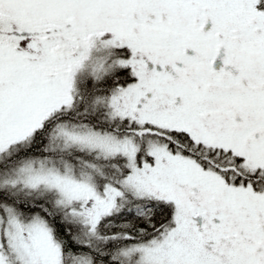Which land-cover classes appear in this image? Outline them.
<instances>
[{"label":"snow or ice","instance_id":"obj_1","mask_svg":"<svg viewBox=\"0 0 264 264\" xmlns=\"http://www.w3.org/2000/svg\"><path fill=\"white\" fill-rule=\"evenodd\" d=\"M0 264H264V0H0Z\"/></svg>","mask_w":264,"mask_h":264}]
</instances>
